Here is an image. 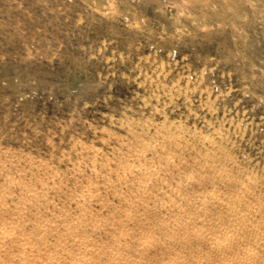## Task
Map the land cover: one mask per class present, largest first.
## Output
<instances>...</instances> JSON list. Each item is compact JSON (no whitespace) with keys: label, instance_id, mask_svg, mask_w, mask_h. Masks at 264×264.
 I'll use <instances>...</instances> for the list:
<instances>
[{"label":"rangeland","instance_id":"rangeland-1","mask_svg":"<svg viewBox=\"0 0 264 264\" xmlns=\"http://www.w3.org/2000/svg\"><path fill=\"white\" fill-rule=\"evenodd\" d=\"M143 139L264 186V0H0L1 159L71 184L86 148Z\"/></svg>","mask_w":264,"mask_h":264},{"label":"bare ground","instance_id":"bare-ground-1","mask_svg":"<svg viewBox=\"0 0 264 264\" xmlns=\"http://www.w3.org/2000/svg\"><path fill=\"white\" fill-rule=\"evenodd\" d=\"M172 143L130 142L112 158L86 148L71 184L56 172L41 180L28 161L0 154V248L19 246L23 257L29 245L33 264H264L261 182L218 168L222 157L184 166L166 155Z\"/></svg>","mask_w":264,"mask_h":264}]
</instances>
